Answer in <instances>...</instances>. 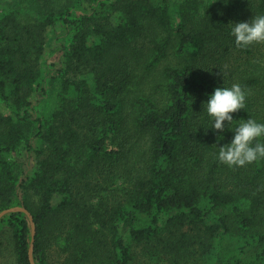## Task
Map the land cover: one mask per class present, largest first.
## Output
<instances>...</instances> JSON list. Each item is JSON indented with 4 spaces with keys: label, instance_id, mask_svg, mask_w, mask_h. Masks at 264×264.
Wrapping results in <instances>:
<instances>
[{
    "label": "trees",
    "instance_id": "trees-1",
    "mask_svg": "<svg viewBox=\"0 0 264 264\" xmlns=\"http://www.w3.org/2000/svg\"><path fill=\"white\" fill-rule=\"evenodd\" d=\"M258 14L264 0H0V211L30 212L35 264H264V158L220 162L202 108L239 84L233 126L264 122V42L230 35ZM3 233L30 264L28 215Z\"/></svg>",
    "mask_w": 264,
    "mask_h": 264
},
{
    "label": "clouds",
    "instance_id": "clouds-1",
    "mask_svg": "<svg viewBox=\"0 0 264 264\" xmlns=\"http://www.w3.org/2000/svg\"><path fill=\"white\" fill-rule=\"evenodd\" d=\"M223 2L227 4L228 0ZM230 35L234 37L239 48L247 47L254 42H264V14L254 15L250 20L235 21L230 26ZM244 105L245 93L239 84L215 87L202 102L209 126L201 125L205 132L209 129L219 130L220 134L217 135L215 143L218 147L216 156L220 162L228 166H243L264 158V140L261 139L264 138V122L248 118L240 120L233 126V121L236 120L233 113L244 108ZM226 128L233 132V137L229 142L220 144Z\"/></svg>",
    "mask_w": 264,
    "mask_h": 264
},
{
    "label": "water",
    "instance_id": "water-1",
    "mask_svg": "<svg viewBox=\"0 0 264 264\" xmlns=\"http://www.w3.org/2000/svg\"><path fill=\"white\" fill-rule=\"evenodd\" d=\"M11 211H23V212H25L28 215V217L30 219L31 242H30V246L28 248V259H29L30 264H35L34 259H33V254H32L33 237H34V231H35L34 223L32 221V216H31L30 212L25 207L13 206V207H9V208H6V209H3L2 211H0V217L3 216L4 214L8 213V212H11Z\"/></svg>",
    "mask_w": 264,
    "mask_h": 264
},
{
    "label": "rangeland",
    "instance_id": "rangeland-1",
    "mask_svg": "<svg viewBox=\"0 0 264 264\" xmlns=\"http://www.w3.org/2000/svg\"><path fill=\"white\" fill-rule=\"evenodd\" d=\"M0 242V264H15L12 253L9 250L8 239L5 233L1 235Z\"/></svg>",
    "mask_w": 264,
    "mask_h": 264
}]
</instances>
